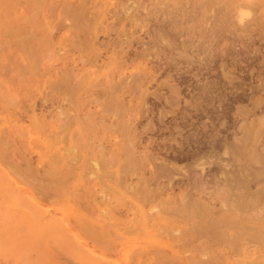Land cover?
Instances as JSON below:
<instances>
[{
  "label": "rangeland",
  "instance_id": "rangeland-1",
  "mask_svg": "<svg viewBox=\"0 0 264 264\" xmlns=\"http://www.w3.org/2000/svg\"><path fill=\"white\" fill-rule=\"evenodd\" d=\"M0 264H264V0H0Z\"/></svg>",
  "mask_w": 264,
  "mask_h": 264
},
{
  "label": "clouds",
  "instance_id": "clouds-1",
  "mask_svg": "<svg viewBox=\"0 0 264 264\" xmlns=\"http://www.w3.org/2000/svg\"><path fill=\"white\" fill-rule=\"evenodd\" d=\"M250 18H251V12L250 11L244 10V9L237 10L236 19H237L238 24L243 25L246 22V20H248Z\"/></svg>",
  "mask_w": 264,
  "mask_h": 264
},
{
  "label": "bare ground",
  "instance_id": "bare-ground-1",
  "mask_svg": "<svg viewBox=\"0 0 264 264\" xmlns=\"http://www.w3.org/2000/svg\"><path fill=\"white\" fill-rule=\"evenodd\" d=\"M17 189V188H16ZM263 256V255H262Z\"/></svg>",
  "mask_w": 264,
  "mask_h": 264
}]
</instances>
